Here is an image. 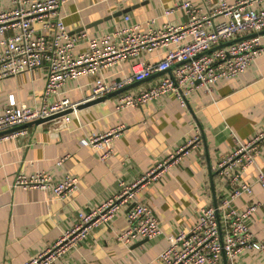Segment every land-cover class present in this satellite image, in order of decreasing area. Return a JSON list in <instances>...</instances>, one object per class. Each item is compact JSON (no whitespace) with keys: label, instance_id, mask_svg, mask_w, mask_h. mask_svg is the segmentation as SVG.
<instances>
[{"label":"crops","instance_id":"0c3cea01","mask_svg":"<svg viewBox=\"0 0 264 264\" xmlns=\"http://www.w3.org/2000/svg\"><path fill=\"white\" fill-rule=\"evenodd\" d=\"M181 0H69L62 7L65 23L71 32L86 29L98 36L129 14L135 21L157 19L181 25L187 21L183 11L167 16L163 11ZM203 7V0H188ZM234 1V0H230ZM217 0H210V8ZM0 0V8L9 6ZM12 31L7 32L11 34ZM2 35H0V38ZM86 49L80 45L76 52ZM157 53H143L141 59L157 61ZM128 62L106 75L120 78L130 73ZM47 69L39 67L15 77L0 80V100L6 104L11 95L17 102L40 106L54 96L45 95ZM169 74L160 72L128 86L125 91L103 101L78 108L67 126L51 128L46 123L26 126V133L0 140V264H25L41 250L55 243L77 219L121 189L120 182L132 183L148 173L157 163L173 154L189 138L200 134L195 149L184 155L163 177L138 191L139 199L152 207L163 234L128 245L115 239L129 227L126 210L112 222L91 232L76 248L54 264H166L157 259L170 238L189 229L196 220L197 206H214L231 193V185L215 172L223 157L239 143L249 141L264 130V57L234 79L222 80L213 93L203 88L188 96L182 105L174 93L139 107L116 111L123 93H136ZM96 75L69 81L62 96L83 100L93 93ZM120 124L126 128L114 142V154L102 161L100 151L82 140L89 134L109 130ZM66 157L59 165L57 161ZM264 170V145L254 165L242 175L241 182L253 184L252 194L233 201L239 210L259 204L249 219L251 231L264 239V188L256 181ZM52 173L60 179L64 173L78 176L79 190L70 200H62L39 188L15 185L19 172ZM223 227L226 223L222 222ZM222 264H264V255L244 251L237 261L222 257Z\"/></svg>","mask_w":264,"mask_h":264},{"label":"built area","instance_id":"2783aa9c","mask_svg":"<svg viewBox=\"0 0 264 264\" xmlns=\"http://www.w3.org/2000/svg\"><path fill=\"white\" fill-rule=\"evenodd\" d=\"M8 1V7L0 8V80L45 67V95L55 99L45 100L40 106L19 103L13 95L6 104L0 100V140L26 133L23 125L29 122L61 113L65 114L43 123L51 128L66 127L70 115H77L82 103L160 72L168 71L169 74L147 89L121 94L115 105L116 111L139 107L171 93L186 105L188 96L197 89L213 93L220 81L238 77L256 59L264 57V0H217L212 8L210 0H203L207 11L188 0L176 1L163 11V15L183 11L187 21L181 25L168 22L158 26L155 18L135 21L126 13L122 21L98 36H91L86 29L71 32L67 28L62 7L69 0ZM9 31L12 33L7 35ZM84 44L86 49L76 52ZM143 53H157L155 56L160 59L155 62L141 59ZM124 62L130 65L129 74H122L120 78L105 74L106 70L118 69ZM85 75L97 76L91 96L80 101L62 96L69 81ZM125 128V124H120L104 132L89 134L82 143L100 151V159L107 161L114 154L115 140ZM200 141V134L189 138L141 178L132 183L120 182L119 192L90 211L80 213L77 221L55 243L25 264H54L88 238L93 230L112 222L122 209H127L129 227L116 233L117 241L130 245L161 236L163 229L155 210L139 199L138 191L163 177ZM263 145L264 130L249 141L239 143L231 154L223 157L215 172L228 181L231 193L214 206H197L193 225L170 238L157 257L159 261L166 264H222L224 254L234 262L248 250L264 255V239L257 238L249 227V219L259 204H251L244 210L232 204L244 193H253V184L242 183L241 177L255 164ZM65 158L57 163L61 165ZM255 182L264 188V170L259 171ZM15 185L39 188L62 200H70L79 190V178L68 172L55 179L52 173L44 171L30 175L21 171Z\"/></svg>","mask_w":264,"mask_h":264},{"label":"water","instance_id":"95a60500","mask_svg":"<svg viewBox=\"0 0 264 264\" xmlns=\"http://www.w3.org/2000/svg\"><path fill=\"white\" fill-rule=\"evenodd\" d=\"M249 36H251V35H249ZM239 39H240V38H238V39H236V40H239ZM232 42H235V40H234V41H231V42H227V43L221 44V45H218L217 47L212 48V49L209 50L208 52L214 50L215 48L222 47V46H226V45H228V44H230V43H232ZM129 86H130V85H129ZM127 87H128V86H127ZM127 87H125V88H123V89H121V90H118V91H115V92L109 93V94H107V95H105V96H101V97H99V98H96V99L90 100V101H88V102L82 103L79 107L88 106V105H91V104H94V103H97V102L103 101V100H105L106 98L110 97L111 95H114V94L121 93V92L125 91V89H126ZM63 114H65V113H61V114H57V115H53V116L48 117V118L38 119V120H35V121H33V122H29V123H27V124H25V125H23V126L26 127V126H29V125H32V124H40V123H43V122H45V121H47V120H50V119H52V118H56V117H58V116H61V115H63ZM216 204H217V202H216ZM217 213H218V212H217ZM223 256L226 257L225 254H224Z\"/></svg>","mask_w":264,"mask_h":264}]
</instances>
